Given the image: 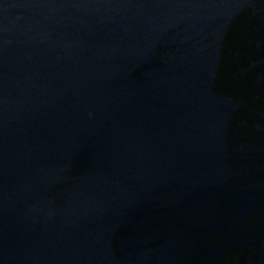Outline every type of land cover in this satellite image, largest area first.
Instances as JSON below:
<instances>
[{"label":"water","instance_id":"95a60500","mask_svg":"<svg viewBox=\"0 0 264 264\" xmlns=\"http://www.w3.org/2000/svg\"><path fill=\"white\" fill-rule=\"evenodd\" d=\"M0 264H264V0H0Z\"/></svg>","mask_w":264,"mask_h":264}]
</instances>
